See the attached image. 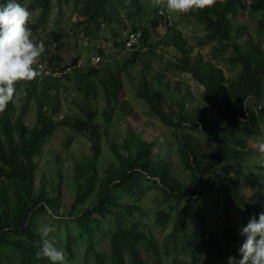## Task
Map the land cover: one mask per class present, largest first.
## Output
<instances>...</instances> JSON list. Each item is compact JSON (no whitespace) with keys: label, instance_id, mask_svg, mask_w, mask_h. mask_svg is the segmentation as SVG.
<instances>
[{"label":"trees","instance_id":"16d2710c","mask_svg":"<svg viewBox=\"0 0 264 264\" xmlns=\"http://www.w3.org/2000/svg\"><path fill=\"white\" fill-rule=\"evenodd\" d=\"M17 2L32 14L29 27L32 35H39L34 42L43 41L45 45L41 57L48 58L47 71L62 75H47L41 70V78L17 85L19 103H10L0 112V264H51L46 258H36L40 240L36 220L49 215L57 222L71 220L79 236L87 240L85 264L91 260L95 264H164V256L172 258V264H237L241 258L238 250L244 241L240 229L252 217L258 219L264 212V202L258 200L260 197L249 198L243 189L231 183L210 182L207 178L217 174L230 176L237 170L253 187L264 191V174L259 173L256 178L260 182H254L247 176L245 166L255 153L249 147L250 140L262 134L264 120V50L239 25L241 12L248 8L246 0H214L211 7L189 13L206 32L202 44L217 45L216 59H225L231 52L227 63L241 68L233 79L201 55H194L189 40L170 22L165 0L159 4L156 0ZM65 3L72 4L78 15L71 29L73 36L70 35L75 40H99L103 31L108 30L116 46L127 51L125 35L114 30L125 27L126 32L142 34L141 42L148 51H127L112 63L85 68L81 66L80 54H76L69 64L65 56L69 37L60 30L43 36L54 8L61 13ZM249 7L253 16L263 17L264 33V0H252ZM124 10L132 29L126 24ZM160 48H173L179 54L173 66L204 88L205 103L216 111L215 118H210L206 105H195L181 83L172 89L166 74L154 71L151 58ZM99 54L103 56V50ZM139 65H143L140 77H133ZM124 75L130 78L136 96L145 103L149 114L175 130L182 163L198 186L192 199L200 222L198 236L188 226L182 210L191 199L187 186L168 163L155 161L154 143L132 130L131 125L122 143L113 140L110 144L116 163L100 173L103 143L110 138L113 119L119 112L123 117L133 114L130 103L122 100ZM70 83L75 85L72 103L79 113L60 118L61 94L69 90ZM100 95L105 104L102 110L95 108ZM32 104L36 106V118L30 127L26 118ZM60 128L84 135L92 144L91 155L76 162L73 168V202L65 215H60L66 204L61 179L53 193L46 184L37 188L44 145ZM149 189L158 190L163 203L169 205L158 214L159 226H167L173 220L172 214H176L163 248L133 221L140 206L124 203L121 197L140 201ZM203 190L222 198V233L205 220ZM92 197L93 202L88 204ZM107 223L113 227L109 255L97 248L99 237L106 235ZM67 229L68 260L75 264L74 244L78 241L68 225Z\"/></svg>","mask_w":264,"mask_h":264},{"label":"rangeland","instance_id":"374dc122","mask_svg":"<svg viewBox=\"0 0 264 264\" xmlns=\"http://www.w3.org/2000/svg\"><path fill=\"white\" fill-rule=\"evenodd\" d=\"M252 0H246L245 5L248 7L247 10L241 12L240 27L245 28L248 36L254 39L256 43L264 50V33L261 30V21L263 17L261 15L253 16L250 11V3ZM165 11L168 12V17L173 26L184 34L189 40V43L194 48V55H201L204 61L212 62L217 67L224 70L228 79H233L238 75L241 68H232L228 63V57L231 55L229 52L225 59L215 58L216 44H202L205 41L206 32L204 28L192 17L187 14L170 13L164 6ZM123 16L126 20V24L129 29H132L130 21L127 20V11H123ZM78 15L72 6V4L65 3L62 7L61 13L57 7L54 8L50 17V23L48 29L43 36L53 31H63L67 35L68 45H66L65 56L68 59V63L71 64L76 54H80L78 57L81 58V66L83 68L87 66H93L97 63L99 65L112 63L115 60H119L122 55L128 54L118 48L113 41L108 30H104L99 40H75L73 33L71 32L73 23L77 20ZM125 27H115L117 30L125 35L127 29ZM39 36V35H38ZM37 35H32V39H36ZM77 45V46H75ZM99 50H103L104 55L100 56ZM98 57L102 60L98 61ZM179 54L173 48H160L156 54L151 58L152 68L157 73L166 74L167 79L171 84V88L174 89L177 83L182 84L184 93L189 92L195 100V105H206L209 109L210 118L216 117V111L205 103L204 100V88L193 81L188 74H182L178 72L173 64ZM95 59V60H94ZM40 61L47 65L48 58H40ZM143 69V65H139L133 71V77H140V73ZM73 72V71H72ZM124 79V92L122 100L127 101L131 105L133 114L131 116L123 117L122 112H119L113 119V125L110 129V138L105 139L103 143V155L99 162V169L101 175L107 170L112 164L116 163V158L112 154L110 144L113 140L118 143H122L127 137L130 127L137 133L142 135L143 138H148L154 143V159L155 161H164L169 164L170 168L174 172L175 176L187 186L186 193L191 199L185 202L182 206L183 214L188 226L191 228L195 236L199 234L200 222L196 217L194 203L192 199L196 197L197 185L194 183L192 175L186 170L182 163V159L179 152V144L176 138L175 130L173 128L165 126L157 118L152 117L145 103L140 100L136 94L132 82L128 75L123 76ZM75 85L70 83L69 90L62 92V110L60 118L78 114V107L72 103L73 91H75ZM19 103V102H18ZM19 105V104H18ZM104 99L102 95L99 96L95 108L104 109ZM251 107L255 109V105L251 104ZM36 118V106L32 104V107L27 115L26 122L30 127L35 124ZM262 134L259 137H255L250 140L249 147L255 153L254 156L245 162L246 174L252 181L260 182L256 177L259 173L264 174V120L261 123ZM69 140L71 143L68 144ZM92 144L89 139L84 135H79L67 128H60L56 134L49 139L44 145V155L39 161V171L37 174V188L40 189L43 184L47 185V190L53 193V188L56 184L62 180L63 190L65 193L66 204L61 210L60 215H65L68 207L72 205L73 198L72 193L74 191L73 185V168L76 162H82L86 157L91 155ZM60 173L62 176H60ZM207 181L216 183H231L235 187L243 189L249 198L260 197L264 202V191L263 193L258 190L256 186L248 183L243 175L234 170L230 176L224 174H217L210 176ZM204 199V217L210 226L216 229V232L222 233L225 216L223 213L222 198L219 194L208 192L203 190ZM95 197V196H94ZM92 197L88 204L94 200ZM124 203L136 204L140 206L141 211L136 214L133 221L140 226V228L147 234L153 235L160 243L163 248L165 238L172 232L174 226V219L176 217L175 212L172 214L173 220L165 227L158 225V214L162 210L169 208V205L163 203L162 194L156 189H149L144 197L140 200H133L125 195H121ZM262 197V198H261ZM257 201V200H255ZM173 205V203L171 204ZM57 218H53L52 215L45 216L36 220L38 228L45 226H55L56 232L51 233L50 236H54L57 241V247L61 248L65 253L66 264L71 263L68 258L66 244L69 231L67 225L71 230L73 238L77 239L78 242L74 244L75 253L77 260L75 264H85V252L87 249V240H83L75 227V224L71 220H63L64 222H57ZM240 219V218H238ZM106 235H102L98 239V250L102 253H111V237L110 232L113 227L107 223L105 225ZM148 258V256H147ZM149 259V258H148ZM152 262V259H149ZM173 259L164 256V264H172ZM89 264H95L93 260Z\"/></svg>","mask_w":264,"mask_h":264},{"label":"clouds","instance_id":"9594fccd","mask_svg":"<svg viewBox=\"0 0 264 264\" xmlns=\"http://www.w3.org/2000/svg\"><path fill=\"white\" fill-rule=\"evenodd\" d=\"M159 4L160 0H156ZM214 0H165L170 13L187 14L211 7ZM31 12L17 0H0V112L10 103L18 102L17 85L33 82L42 77L40 58L45 53L43 41L32 39ZM55 226L38 229L40 236L36 258H46L51 264H66L64 251L57 247L51 233ZM244 237L238 250L237 264H264V212L254 216L240 229ZM231 261V258H230Z\"/></svg>","mask_w":264,"mask_h":264},{"label":"built area","instance_id":"2783aa9c","mask_svg":"<svg viewBox=\"0 0 264 264\" xmlns=\"http://www.w3.org/2000/svg\"><path fill=\"white\" fill-rule=\"evenodd\" d=\"M142 34L139 33H133V32H126L125 33V42H126V48L127 51L130 52H147L148 48L141 42ZM98 61L102 60L100 57L97 58ZM95 60V59H94ZM100 63L95 64L94 66L99 65ZM40 70L44 71L47 75H54L60 77L62 74L60 73H54L51 71H47L46 66L43 62L40 61Z\"/></svg>","mask_w":264,"mask_h":264}]
</instances>
